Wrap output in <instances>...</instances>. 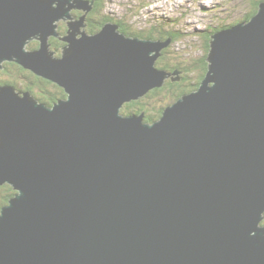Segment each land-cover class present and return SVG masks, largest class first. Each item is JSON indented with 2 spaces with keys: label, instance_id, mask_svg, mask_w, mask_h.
<instances>
[{
  "label": "water",
  "instance_id": "obj_1",
  "mask_svg": "<svg viewBox=\"0 0 264 264\" xmlns=\"http://www.w3.org/2000/svg\"><path fill=\"white\" fill-rule=\"evenodd\" d=\"M93 3L0 0V69L66 93L0 83V184L16 190L0 264H264V0L211 35L200 85L153 121L122 108L165 84L172 38L89 32Z\"/></svg>",
  "mask_w": 264,
  "mask_h": 264
},
{
  "label": "rangeland",
  "instance_id": "obj_2",
  "mask_svg": "<svg viewBox=\"0 0 264 264\" xmlns=\"http://www.w3.org/2000/svg\"><path fill=\"white\" fill-rule=\"evenodd\" d=\"M105 1L106 5L104 11L107 14L116 15L123 20L126 19L125 23L131 24L132 28L140 27L143 29L146 27L147 21L150 22L149 19H152L155 23L162 21L166 24H172L169 26L170 29L174 28L181 31L182 34L176 38V40H171L170 44L167 46L170 49L168 53L163 56L161 61L170 67L176 66L177 68V66H180V68L173 69L168 79L183 75V77L189 76L192 80L201 70V65H193L199 57L204 55V45L207 41L209 32L212 33V28L240 20L246 15L250 7V0ZM92 6L94 8L95 5L93 4ZM81 12H83V10H81ZM170 18L173 19L170 20ZM64 22L65 20L60 22L63 28L66 27V23ZM84 28L89 29V26H85ZM52 38L54 39L52 40ZM55 38L58 37H51L52 43L59 41ZM33 41L35 42L37 40L33 39L31 42ZM34 42L33 44H35ZM62 48L63 46L60 44L57 48H52V50L56 52V55H60ZM164 63H162V65H164ZM176 71L179 72L177 73ZM169 95L170 94L165 91L161 94V100H157V97L149 98L150 107L148 109L152 110V105H156V107H158V105H166L168 103L167 101H169Z\"/></svg>",
  "mask_w": 264,
  "mask_h": 264
},
{
  "label": "trees",
  "instance_id": "obj_3",
  "mask_svg": "<svg viewBox=\"0 0 264 264\" xmlns=\"http://www.w3.org/2000/svg\"><path fill=\"white\" fill-rule=\"evenodd\" d=\"M94 1H95L94 4L95 6L93 10L90 11L89 14V16H91V21H92V24L90 23L91 25H89L90 31H93L94 28L95 29L97 28V30H99L103 24H105L108 21H112L114 23L119 24L120 26L119 30L125 32L127 35H132V36H139L143 38L158 37L161 39L172 38V40H176V38H178L182 34V32L177 29L174 28L170 29L169 26H171L172 24L169 23L166 24L165 22L162 21L155 23L153 22L152 19H149L150 22L146 20L147 25L143 29H141L140 27L132 28L131 24L125 23L126 19L123 20L122 18H119L116 15L107 14L104 11L106 5L105 0H94ZM261 1L262 0H250L249 11L240 20H237L233 23L218 25L212 28L213 29L212 33L209 32L207 36V41L204 45L205 46L204 55L202 57H199L194 63V65L192 64L193 66H200V65L202 66L198 75L195 76L193 80L192 78H189V76L183 77V75H182L183 79L177 82H172L171 79H168L166 81L167 84L150 90L145 96H143L138 100H134L126 103L122 108V112H124L125 114L133 113V112L135 113L144 112L146 121H153L160 118L166 106L171 104L173 101H175L184 93L190 92L196 89L200 85L208 69L207 56L210 49L211 35L220 29L230 27L231 25H234L242 20L248 21L255 13H257L259 8V3ZM92 18L94 19V21L92 20ZM171 19L173 18H170V20ZM96 22H99L98 25L96 24ZM33 42L30 43L31 48H35L39 45V42L35 41L34 42L35 44H33ZM60 44L61 43L59 41H57L56 43H52V48H57ZM169 49L170 48L168 47L163 49V53L161 57L157 60V65L161 69H167L173 72V69H175L176 66L170 67L169 65L167 66L163 61H161L163 56L166 53H168ZM162 63H164V65H162ZM177 68H180V66H177ZM0 83L3 84L11 83L20 89L29 90L37 98H39L41 101L48 103L49 105L55 103L59 98H64L66 96V93L62 87H60L59 85L48 79L36 75L31 70L24 68L15 61L4 62L3 69H0ZM165 91H167L170 94L168 97L169 101H167L168 103L166 105L165 104L158 105V107H156V105L154 106L152 105L153 106V107L151 106L152 110L148 109L150 107V101L148 99L151 97H157V100H161L162 98L161 94L162 92ZM0 189H1L0 190V209H1V206L8 203L9 199L16 193V190L12 189V187H10L8 183L0 185Z\"/></svg>",
  "mask_w": 264,
  "mask_h": 264
},
{
  "label": "flooded vegetation",
  "instance_id": "obj_4",
  "mask_svg": "<svg viewBox=\"0 0 264 264\" xmlns=\"http://www.w3.org/2000/svg\"><path fill=\"white\" fill-rule=\"evenodd\" d=\"M92 1H94V0H92ZM93 4H95V1H94V3ZM93 8V7H92ZM92 10V9H91ZM90 10V11H91ZM90 11L89 12H87V18H86V26H89V25H91L92 24V21H91V16H89V14H90ZM72 13H73V15H75V16H80L81 14H83L84 13V11L83 12H81V10L80 9H73L72 10ZM81 13V14H80ZM92 20L94 21V19L92 18ZM64 23H66V27H65V29L61 26V24L59 25V28H58V30H59V32L61 33V34H65L66 32H67V29H68V24H67V21L66 22H64ZM91 23V24H90ZM98 23L99 22H96V24L98 25ZM96 26V25H95ZM98 27V26H97ZM87 31H89V32H95V31H97V28L95 29H93V31H90L89 29H87V28H85ZM54 38H52V40H53ZM55 39H57V40H59V42L61 43V44H65V42L61 39V38H55ZM50 40H51V38H50ZM52 40H51V44H52ZM61 46H63V45H61ZM170 72H171V70H169ZM179 72V71H178ZM172 73V72H171ZM177 77H180L179 79H174V78H171V81L172 82H177V81H180V80H182L183 79V77H182V75H179V76H177ZM168 80V78L166 79V81ZM166 81H165V84H167L166 83ZM164 84V85H165Z\"/></svg>",
  "mask_w": 264,
  "mask_h": 264
},
{
  "label": "bare ground",
  "instance_id": "obj_5",
  "mask_svg": "<svg viewBox=\"0 0 264 264\" xmlns=\"http://www.w3.org/2000/svg\"><path fill=\"white\" fill-rule=\"evenodd\" d=\"M65 22H66V20H65ZM65 36V34L63 35V34H61V37H64ZM44 102V101H43ZM5 183H8L9 184V182H4L3 184H5ZM3 184H0V185H3Z\"/></svg>",
  "mask_w": 264,
  "mask_h": 264
}]
</instances>
